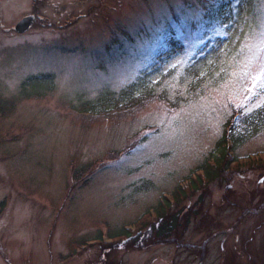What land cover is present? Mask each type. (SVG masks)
Segmentation results:
<instances>
[{
    "label": "rangeland",
    "instance_id": "374dc122",
    "mask_svg": "<svg viewBox=\"0 0 264 264\" xmlns=\"http://www.w3.org/2000/svg\"><path fill=\"white\" fill-rule=\"evenodd\" d=\"M240 4L241 43L185 75ZM32 7L0 0V264H264V168L245 165L264 159V0H40L52 25L16 34ZM233 112L230 153L216 147ZM222 151L229 183L186 200L178 230L103 250Z\"/></svg>",
    "mask_w": 264,
    "mask_h": 264
},
{
    "label": "trees",
    "instance_id": "16d2710c",
    "mask_svg": "<svg viewBox=\"0 0 264 264\" xmlns=\"http://www.w3.org/2000/svg\"><path fill=\"white\" fill-rule=\"evenodd\" d=\"M246 8H248L246 11V14L250 12L249 8V2L245 3ZM223 6H219L218 10H220ZM239 11L236 13V15L233 17V21H231V24L234 23V28L231 30L232 32L230 35H228L224 39H215L213 47L210 49V51L206 52L205 54L202 53H197L196 57L193 56L190 61L185 64V75L190 76L191 78L195 77H200L201 72L204 70V68L208 65V60L210 57L218 54L217 52L220 51L222 48H224L226 45L228 47V51L232 52L236 49V47L241 43V40L243 39L245 33H246V24H245V19L243 12L241 11V4L239 5ZM222 11V9L220 10ZM221 13L217 16L216 20H220ZM230 17L232 15H225L224 20L227 22L230 21ZM221 22V20H220ZM228 28V27H227ZM229 29V28H228ZM227 29V30H228ZM230 30V29H229ZM47 81L46 78L42 79L40 82ZM31 82H36L34 86L38 87L40 85V82L38 80L34 79V81ZM134 98H131L133 100ZM131 102V101H130ZM129 102V105L135 103V102ZM228 125V122L225 124ZM234 127L232 126V130ZM260 129V125H254L252 131L249 132L254 133L257 132V130ZM226 129L224 130L222 136L220 137L218 143H217V149L221 147L223 144L225 145L228 142L229 136L233 137V133L230 134L229 136L226 135ZM235 140L233 141V144L230 145L231 151H235V149L240 146L242 142H244V137L242 136H234ZM223 145V146H224ZM227 152L222 151L218 159H215L213 163L210 162H203L201 165L198 166L196 171L200 170L202 173H198L194 178L190 177L188 178V185L186 188H180L177 186L175 190L172 192L171 198L166 199V198H159L157 203L155 204L154 210L155 213L153 214L155 220L154 222H150V224H147L150 220H148L146 223L140 226L135 231L131 230H125L124 228H121L115 233V234H109L110 239H113L112 243L107 244L103 250H110V251H116L119 248V245L124 244L126 240L132 241L130 245L136 246L133 244H137L138 241L141 240L140 237L146 236L149 231L144 232L142 229L145 228V226L149 227V230H152L155 237L158 236H165L168 237L170 233L174 232L175 230H178L180 228V223L183 218V214L186 211L185 204L184 202L186 200H189L195 192H199L202 189L206 190L208 188V185L211 182L218 183L219 185L222 184L223 182L229 183V181H225V176H228V172H230V166L229 163L234 159V157H231L230 160L226 157ZM264 159H255L251 160V162H248L245 165H248V168H258L262 169L264 168V165L262 162ZM255 165V166H252ZM227 173V174H226ZM192 211L191 209H189ZM184 225L185 228L188 226V219H184ZM140 234V237H139ZM101 238H98V241ZM139 245V244H138Z\"/></svg>",
    "mask_w": 264,
    "mask_h": 264
},
{
    "label": "snow or ice",
    "instance_id": "6c2138e0",
    "mask_svg": "<svg viewBox=\"0 0 264 264\" xmlns=\"http://www.w3.org/2000/svg\"><path fill=\"white\" fill-rule=\"evenodd\" d=\"M193 15H195V14H193ZM187 19H189V17H185V21H187ZM186 26L187 25L185 24L182 26V28H186ZM177 34H178V37L183 38L186 43H191L195 39V37L193 36V34L191 32H187V31H183V30L178 29ZM261 37L262 38H261L260 44H261V46H264V33H261ZM164 39H165L164 30L161 29V30H159V33L156 35L155 40L157 43H160V42H163ZM262 76H264V64H261L259 71L252 78L253 83L255 84V82L257 80H261ZM249 91H251V90L249 89Z\"/></svg>",
    "mask_w": 264,
    "mask_h": 264
},
{
    "label": "water",
    "instance_id": "95a60500",
    "mask_svg": "<svg viewBox=\"0 0 264 264\" xmlns=\"http://www.w3.org/2000/svg\"><path fill=\"white\" fill-rule=\"evenodd\" d=\"M33 18L31 17H25L23 18L20 23L16 26V30L18 31H25L28 29V27L31 26Z\"/></svg>",
    "mask_w": 264,
    "mask_h": 264
},
{
    "label": "flooded vegetation",
    "instance_id": "af4514ba",
    "mask_svg": "<svg viewBox=\"0 0 264 264\" xmlns=\"http://www.w3.org/2000/svg\"><path fill=\"white\" fill-rule=\"evenodd\" d=\"M36 23H37V24H40V25H39V27H40V26L43 25L44 22H43V19H42V18L38 17V18L35 19V21H34V23H33L32 26H34ZM10 28H11V27H10ZM10 28H9V29H10ZM12 30H14V28H12ZM14 32H16V30H14ZM16 34L21 35V34H19V33H17V32H16Z\"/></svg>",
    "mask_w": 264,
    "mask_h": 264
}]
</instances>
